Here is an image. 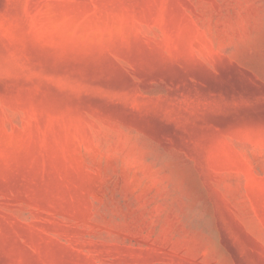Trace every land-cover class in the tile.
Wrapping results in <instances>:
<instances>
[{
    "label": "rangeland",
    "instance_id": "1",
    "mask_svg": "<svg viewBox=\"0 0 264 264\" xmlns=\"http://www.w3.org/2000/svg\"><path fill=\"white\" fill-rule=\"evenodd\" d=\"M0 264H264V0H0Z\"/></svg>",
    "mask_w": 264,
    "mask_h": 264
}]
</instances>
